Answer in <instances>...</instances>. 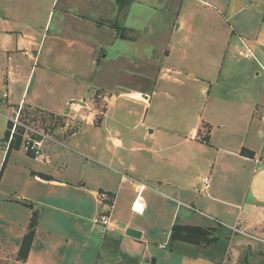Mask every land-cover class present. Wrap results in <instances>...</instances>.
<instances>
[{"label":"crops","instance_id":"crops-1","mask_svg":"<svg viewBox=\"0 0 264 264\" xmlns=\"http://www.w3.org/2000/svg\"><path fill=\"white\" fill-rule=\"evenodd\" d=\"M210 1L216 13L193 12L175 26L199 22L188 31L206 36V44L190 40L195 46L181 47L180 58L212 69L208 78L173 71L184 68L168 63V49L148 90L105 93L100 123L75 127L78 117L93 115L85 108L103 78L94 84L91 77L101 49L118 37L115 23L132 29L128 8L117 0H0V264H241L246 251L245 260L264 264V241L242 233L264 240V0ZM242 36L255 54L240 65L234 44ZM230 65L252 77L221 80ZM136 94H145V105ZM17 112L58 133L46 159L7 152L4 134ZM56 146L72 152L57 148L53 156ZM136 181L147 186L140 213L131 209ZM127 183L133 190L124 197ZM102 191L113 197L106 226L93 217L104 212L96 199ZM34 211L31 246L20 260ZM175 224L212 231L224 241V258L170 241ZM235 224L239 231L230 228Z\"/></svg>","mask_w":264,"mask_h":264},{"label":"rangeland","instance_id":"rangeland-1","mask_svg":"<svg viewBox=\"0 0 264 264\" xmlns=\"http://www.w3.org/2000/svg\"><path fill=\"white\" fill-rule=\"evenodd\" d=\"M212 6L213 5L210 0H133V2L130 1L129 4L126 3L123 8H128L125 15H127V24L130 25L132 29H122L123 26H121V23H115V26L121 27L120 30H117L118 37L116 40H113V38H111L112 40H109V47L101 49L99 54V67L96 71L97 73L91 77V80L94 84L96 82V79H98L99 77L100 79L103 78L101 83L98 82V84L94 85V95H91L89 98L92 102L89 105L88 109L85 108V114L89 111H92L93 115L91 118L86 116L81 118L78 117L74 123L75 127L78 124L89 125L93 123H100L102 112L105 109V106H107L108 104V101L103 96L105 93L109 96L112 93L117 94L120 90L124 91L125 89L129 88L144 92L145 89L148 90L152 84V81L158 75L159 67L163 65L164 67L166 66L164 59L165 55L163 53H167L168 49H170L171 52L168 63L174 64L173 67L181 66L184 68L182 69L183 71L172 68L173 71L181 72L182 75H201L204 77V79L208 78L209 76L207 75V73H212V69L198 68L194 63L191 64L190 58H187L184 62H182V59L180 58L182 55L181 47L190 48V40H192V43L198 42V46H204L206 44V36L202 34L196 35L194 33H191L192 31H188V28L191 27V25H194V29L196 28L195 25H198L199 22L194 20L191 21V19L189 18L185 20L186 25L180 30H175V26L177 24V18H181L183 16H186V18H188V16H190L193 12L198 13L200 16L216 13L213 10ZM261 7H264V4H262ZM255 9H258V7ZM252 10L253 7L250 6L245 10H241L239 14H243L244 12H251ZM222 11L226 12L227 15V11H225V9H222ZM261 18L263 19L264 15H262ZM229 23L232 25L231 20L228 22H224L223 24L225 25ZM201 29L204 30L205 28ZM240 39L245 42L247 48L242 44L241 40V43L238 41L236 44H234L236 46V49H234V57L240 65H243L244 62L253 60L252 55L245 56L244 53H255L250 46V41L246 37L242 36L240 37ZM232 43L233 41L231 42V45ZM193 46L195 45L192 44V47ZM192 47L190 49H192ZM239 51H241V53ZM106 52L108 53V56L105 59L104 56ZM234 66L235 65H230L228 69H226L225 66L222 68V71H220L221 80L225 79L233 84L235 80H238V78L245 77L247 75L249 77H252L251 70L249 72L246 71L242 73L239 70L235 69ZM215 71L217 72V69ZM261 74L262 72L260 71V76H262ZM109 90L111 92H109ZM141 95L136 94V99L139 101L138 103H140L141 105H145V94ZM129 97L135 98L133 96ZM119 104L121 103H118V107ZM34 113L35 112H33V114ZM43 117L46 122H48L47 118L49 120L51 119V117L47 115H44ZM52 120L54 121V119ZM129 120L130 118L128 119V122ZM143 123H145V120ZM51 125L52 124L49 123V129L55 127ZM35 127L40 128V126L36 125ZM49 132L54 137L58 135V133H53L51 130ZM57 148L62 149L64 155L72 152L67 148L65 149L56 146L52 149L53 156L57 154ZM19 149H21V146L19 147ZM17 154V151L12 152V157L17 156ZM11 159L9 158L8 161H10ZM132 190L133 187L131 186V184L129 185L127 183L123 188L122 195L124 197H129ZM96 216L98 217L99 214H95L93 217ZM212 236V231L208 230L206 231V233L203 232L202 234L198 235L192 234L190 232L187 235L190 240L189 242L197 237V243L191 242L193 244H196V247H194L195 249L199 251L205 250L211 253L213 252L221 258H224V241H219L218 238ZM248 255L249 251H246L245 256L241 257L240 259L241 264L258 263L253 260L252 256L249 257L250 262L245 260ZM230 260L233 261L232 256Z\"/></svg>","mask_w":264,"mask_h":264},{"label":"built area","instance_id":"built-area-1","mask_svg":"<svg viewBox=\"0 0 264 264\" xmlns=\"http://www.w3.org/2000/svg\"><path fill=\"white\" fill-rule=\"evenodd\" d=\"M242 44L246 47L245 42L242 41ZM247 48V47H246ZM245 56H249L253 54L251 52H245ZM12 125L9 130V135L7 137V148L9 147L10 143L14 139L15 136H20V146L21 150L27 154L41 157L46 159L47 158V146L50 143H59L57 138L52 136L50 132L43 128H38L32 125H29L19 119V113H15V116L10 118ZM259 161V160H258ZM257 161V162H258ZM202 182L204 184L203 189L207 190L209 188V178L208 176H204L202 178ZM147 186L143 182L136 181L135 185V198L132 202L131 209L135 212H142L144 210V202H143V190H145ZM96 199L99 203L102 205L105 203V209L104 212L99 214V216L96 218L95 222L100 223L103 226H106L109 224V215L110 211L112 209V199L113 197L108 194L107 192H97L96 193ZM183 204V203H182ZM186 205V204H185ZM189 208H192L189 205H186ZM193 209V208H192ZM233 231H239L237 229L236 224L230 227ZM242 232V231H241ZM244 233L249 238H253L256 240H261L260 238L253 236L251 234ZM161 247H165L164 244L161 245Z\"/></svg>","mask_w":264,"mask_h":264},{"label":"trees","instance_id":"trees-1","mask_svg":"<svg viewBox=\"0 0 264 264\" xmlns=\"http://www.w3.org/2000/svg\"><path fill=\"white\" fill-rule=\"evenodd\" d=\"M130 1L131 0H117V3L119 4V9H122L126 5V3L129 4ZM116 29L120 30L121 27L116 26ZM122 29H126V28L123 27ZM8 135H9V130H6L4 134L5 139L8 137ZM19 147H20V136L14 135V139L7 148V152H9L12 148L18 149ZM36 222H37V213L36 211H34L29 221L28 230L24 234L20 247L17 252V257L20 260H25L27 258L35 231ZM206 231H207L206 229L201 227H190V226L175 224L172 227V231L169 237H170V241L173 242L176 240L190 241L189 238L187 237L189 232L198 235V234H202L203 232L206 233ZM194 239L191 242L197 243L198 242L197 237H195Z\"/></svg>","mask_w":264,"mask_h":264},{"label":"water","instance_id":"water-1","mask_svg":"<svg viewBox=\"0 0 264 264\" xmlns=\"http://www.w3.org/2000/svg\"><path fill=\"white\" fill-rule=\"evenodd\" d=\"M127 234L131 235V236H135V237H138L139 236V232L136 231V230H133L131 228H129L127 231H126Z\"/></svg>","mask_w":264,"mask_h":264}]
</instances>
